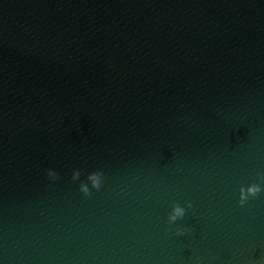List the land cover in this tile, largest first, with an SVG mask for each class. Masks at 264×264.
Returning <instances> with one entry per match:
<instances>
[{
    "label": "water",
    "instance_id": "water-1",
    "mask_svg": "<svg viewBox=\"0 0 264 264\" xmlns=\"http://www.w3.org/2000/svg\"><path fill=\"white\" fill-rule=\"evenodd\" d=\"M261 172L264 0H0V264H264Z\"/></svg>",
    "mask_w": 264,
    "mask_h": 264
},
{
    "label": "clouds",
    "instance_id": "clouds-1",
    "mask_svg": "<svg viewBox=\"0 0 264 264\" xmlns=\"http://www.w3.org/2000/svg\"><path fill=\"white\" fill-rule=\"evenodd\" d=\"M103 172L100 170L93 171L87 175V180L91 183V188L99 190L101 188L102 182H103ZM47 176L50 181H55L60 179L59 174L53 170L48 169L47 170ZM81 176V170L80 169H74L72 172V179L75 181L79 179ZM257 180L259 183H252L248 185L247 187L241 186L239 189V201L238 203L243 206L249 198H255L257 197L262 191H264V172L257 174ZM79 190L86 196L91 195V190L87 183L81 181L79 184ZM187 205V208H192L193 205L190 201L185 202ZM185 207L181 206L179 203H173L171 207V211L168 213L167 220L169 224L175 223L178 219H181L185 215ZM184 231H187V229L178 230L177 234L182 235Z\"/></svg>",
    "mask_w": 264,
    "mask_h": 264
}]
</instances>
